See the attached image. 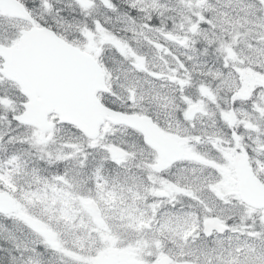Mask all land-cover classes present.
<instances>
[{"label": "snow or ice", "instance_id": "obj_1", "mask_svg": "<svg viewBox=\"0 0 264 264\" xmlns=\"http://www.w3.org/2000/svg\"><path fill=\"white\" fill-rule=\"evenodd\" d=\"M0 264H264V0H0Z\"/></svg>", "mask_w": 264, "mask_h": 264}]
</instances>
